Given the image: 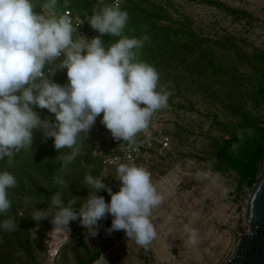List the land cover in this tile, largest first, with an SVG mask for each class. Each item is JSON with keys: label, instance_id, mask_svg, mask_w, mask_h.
Here are the masks:
<instances>
[{"label": "clouds", "instance_id": "1", "mask_svg": "<svg viewBox=\"0 0 264 264\" xmlns=\"http://www.w3.org/2000/svg\"><path fill=\"white\" fill-rule=\"evenodd\" d=\"M57 3L58 0H46L40 5L42 13H54ZM35 8L32 0H0V161L7 159L12 163L21 150H31L33 132L38 130L44 138H53L55 150H68L57 158L65 167L80 155L84 139L101 114V124L112 138L127 144L130 151H138L136 137L146 132L152 117L168 106V88L174 87L171 81L161 83L156 68L140 59L150 37L124 35L129 14L121 10L119 0L86 18L99 33L90 40L77 35L69 15L46 16L37 14ZM74 33L77 39H73ZM106 34L119 39L105 46L101 37ZM64 69L68 83L61 86L50 76ZM34 108L47 110L54 115L55 122L41 119ZM245 134L252 136L254 130L241 129L237 133L240 143ZM240 143H233L231 151H237ZM116 174L120 182L118 192L113 193L103 177L87 174L86 199L80 201L69 194L65 203L63 193L58 191L51 197V207L35 209L32 220L51 218L53 231L70 237V222L79 218L82 227L88 229L87 239L96 236L99 222L111 216L107 234L123 231L128 240L147 249L157 238L151 216L164 196L143 166L121 163ZM53 180L60 185L65 183L59 177ZM17 185L14 174L0 171V214L9 212V189ZM101 191L108 193L110 202L98 195ZM78 201L81 207L76 211L73 205ZM0 229L14 232L17 223L12 218L5 219L0 222ZM184 231L188 244H199L196 228L185 224Z\"/></svg>", "mask_w": 264, "mask_h": 264}, {"label": "rangeland", "instance_id": "2", "mask_svg": "<svg viewBox=\"0 0 264 264\" xmlns=\"http://www.w3.org/2000/svg\"><path fill=\"white\" fill-rule=\"evenodd\" d=\"M167 8L170 15L187 23L204 39L217 40L228 35L234 37L236 47L220 51L221 58L225 57L226 63L233 59L239 73L248 77L254 75L245 62L238 60L236 54L264 50V0H169ZM244 85L245 88L249 87V84ZM182 98L190 99L192 111L177 110L168 103L165 109L153 116L164 119L163 132L169 138L170 149L161 156H153L148 164H144L158 192L164 196L163 203L153 210L151 216L157 238L147 249L142 248L128 240L125 234H107L106 229L111 225L105 219L99 222L101 227L98 234L86 239L88 229L82 227L78 218L72 222L77 232L83 235L84 244L89 247L98 244L104 246V256L93 264H224L238 236L248 231L246 204L253 188L241 187L240 190L234 173H217L206 160L201 159L208 151L209 137L222 135L220 129L230 116L204 96L182 95ZM179 101V97L173 100L174 103ZM240 103L264 123V106L255 109L247 94L242 96ZM214 115L216 119H213ZM215 121L218 123L215 124ZM174 123L187 131L183 144L174 141L171 136ZM106 170H103L102 177L108 183ZM84 172L88 173V170ZM114 188L119 191L117 186ZM110 199L105 202H110ZM50 207L51 200L32 203L29 199H23L16 203L10 218L17 223L19 218L25 217L26 210L33 213L35 209L46 210ZM50 219L42 221L30 231L27 249L12 248V252L0 264H78V260L84 258V253L76 238L53 231ZM185 224L198 230V245L187 243ZM45 226L48 229L43 230ZM55 247L56 254L53 256Z\"/></svg>", "mask_w": 264, "mask_h": 264}, {"label": "trees", "instance_id": "3", "mask_svg": "<svg viewBox=\"0 0 264 264\" xmlns=\"http://www.w3.org/2000/svg\"><path fill=\"white\" fill-rule=\"evenodd\" d=\"M32 1L36 6L46 2V0ZM115 1L100 0L96 4V0H58L55 11L60 15L64 10H70L73 15L83 18ZM168 1L119 0L121 10H126L129 14L124 35L129 38H140L143 35L150 37V40L145 42L140 59L156 68L160 74L161 83L172 82L174 87L168 88L171 92L168 103L175 109L193 110L190 99L183 100L182 95L204 96L210 103L217 104L227 112L230 119L223 123L220 129L222 135L209 137L208 151L202 155L201 159L206 160L208 166L217 173H234L240 190L241 187L252 189L257 182L260 163L264 159V123L254 117L251 111H246L240 99L247 94L254 103L255 109L258 106H264V50H257L251 54L246 52L236 54L238 60L245 62L244 64L253 71L254 75L251 74L248 77L244 73H239L237 66L233 64L234 60L231 59L226 63L225 57L221 58L220 54V51H229L230 48L236 47L234 37L222 36L217 40L200 37L187 23L176 20L169 14ZM86 32L91 39L99 35L91 27ZM101 39L107 46L119 38L106 34ZM244 84H249L250 88H245ZM177 97L181 98V101L174 103L173 100ZM34 110L41 119L47 118L55 122L54 115L47 110L39 108ZM216 118L214 115L213 119ZM217 123L215 121V124ZM174 125L171 136L174 141L183 144L187 131L178 123ZM241 129H253L254 135L245 134L244 141L240 143L237 133ZM33 136L31 150H21L12 163H8L7 159L0 161V171H9L18 181L17 187L9 189L8 198L12 206L8 213L0 214V222L9 219L16 203L23 199H29L32 203L36 200L50 201L51 197L59 191L63 193L65 203L70 199L69 194L83 201L88 196L84 177L87 174L102 177L105 169H107L109 181L103 182L112 189L113 193L118 192L114 188L118 187L116 172L110 171V168L92 157L90 146L85 141L75 162L62 167V162L57 158L68 150H63L61 153L55 150L53 138H44L38 130H34ZM233 143H240L237 151H231ZM87 170L88 173H85L84 171ZM53 177L62 178L65 183L63 185L54 183ZM98 195L103 196L105 200L110 198L106 191H101ZM80 207L79 201L73 205L74 210ZM24 214L25 217L17 221V229L14 232L0 229V263L9 252H12V248L27 249L30 231L42 222L33 221L32 213L28 210L24 211ZM112 219L109 216L106 221L111 225ZM69 226L72 238H76L84 253V258H80L78 264H93L104 256L102 244L92 247L85 245L84 237L77 232L74 223L70 222ZM46 229H48L47 226L43 227V230ZM123 234L124 232L120 231V235Z\"/></svg>", "mask_w": 264, "mask_h": 264}, {"label": "built area", "instance_id": "4", "mask_svg": "<svg viewBox=\"0 0 264 264\" xmlns=\"http://www.w3.org/2000/svg\"><path fill=\"white\" fill-rule=\"evenodd\" d=\"M100 0H96L98 4ZM33 2V1H32ZM116 2V1H115ZM114 2V3H115ZM34 3V2H33ZM34 5H36L34 3ZM34 11L37 14L52 15H69L74 27H77V35L91 39L86 30L89 29L90 25L86 22V18L91 16L90 14L85 15L83 18L77 15H73L70 10H64L60 15L56 11L50 12L44 10L40 6H36ZM82 21H85L81 24ZM73 39H77L74 33ZM60 59H63L61 57ZM60 60L55 63L58 64ZM46 75L47 68L45 69ZM50 79L60 84L61 86L68 83L67 70H57L54 76H50ZM102 114L99 116L93 126L92 130L88 134L87 138L84 139L85 143L90 146L92 157L101 161V163L116 172V169L121 163H134L138 166L147 167L144 164H148L149 160L153 156H161L164 151L170 149V142L168 136L163 132L164 130V119L152 117L150 126L146 132L138 134L136 137L139 150H129L127 144H121L122 141H115L110 132L101 124ZM121 144V145H120ZM118 187L120 188V182L118 181ZM55 256L56 251L53 253Z\"/></svg>", "mask_w": 264, "mask_h": 264}, {"label": "water", "instance_id": "5", "mask_svg": "<svg viewBox=\"0 0 264 264\" xmlns=\"http://www.w3.org/2000/svg\"><path fill=\"white\" fill-rule=\"evenodd\" d=\"M248 231L236 239L224 264H264V159L246 204Z\"/></svg>", "mask_w": 264, "mask_h": 264}, {"label": "bare ground", "instance_id": "6", "mask_svg": "<svg viewBox=\"0 0 264 264\" xmlns=\"http://www.w3.org/2000/svg\"><path fill=\"white\" fill-rule=\"evenodd\" d=\"M54 251H56V247L54 248ZM54 251H53V252H54Z\"/></svg>", "mask_w": 264, "mask_h": 264}]
</instances>
